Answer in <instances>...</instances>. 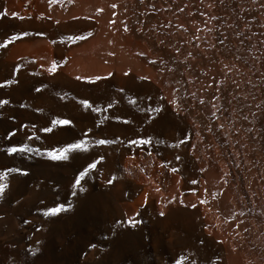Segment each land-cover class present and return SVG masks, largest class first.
<instances>
[{
	"label": "bare ground",
	"instance_id": "bare-ground-1",
	"mask_svg": "<svg viewBox=\"0 0 264 264\" xmlns=\"http://www.w3.org/2000/svg\"><path fill=\"white\" fill-rule=\"evenodd\" d=\"M0 100V264H264V0H0Z\"/></svg>",
	"mask_w": 264,
	"mask_h": 264
},
{
	"label": "snow or ice",
	"instance_id": "snow-or-ice-1",
	"mask_svg": "<svg viewBox=\"0 0 264 264\" xmlns=\"http://www.w3.org/2000/svg\"><path fill=\"white\" fill-rule=\"evenodd\" d=\"M13 15H15L13 13ZM54 70V69H53ZM35 91L39 92L40 89H35ZM7 101H3V100H0V105H3V104H6ZM82 105L85 107V108H88L90 107L89 105V102L87 100H83L82 102ZM98 111V110H97ZM116 119H119V117H117ZM124 123H127V121H124ZM51 124L53 127H55L56 125H61V126H71L72 124V121L70 119H63V120H53L51 121ZM53 127H45L43 130L46 131V132H51L53 130ZM9 136L11 135H14V133H9L8 134ZM86 135V133H85ZM99 144H105V143H111V141H106L104 139H101L98 141ZM130 143H136V141H130ZM144 143H147V141H144ZM86 151L87 150V144L84 140H80L78 142H72V143H69L67 144L66 146L64 147H61V148H57V149H53L51 152L48 153V156L50 157V159L52 160H66L68 159V153L72 152V151ZM17 149L15 147H11V148H8L7 149V152L9 154H12L14 152H16ZM58 153V155L56 154ZM177 159H179V157H177ZM96 167V163H92V164H89L88 165V168L85 169V172L89 169H92ZM9 171H12V170H9ZM22 175H27L28 173L27 172H22L21 173ZM85 173L82 172L80 174L79 177H77V180H76V184L78 185L79 182H80V178L84 175ZM115 179V178H113ZM113 181L112 180H109L108 183H112ZM7 188V185L5 184H2L0 183V195H2L4 192H5V189ZM82 190V189H81ZM70 207V205H69ZM193 207H195V205H193ZM67 209L64 208L63 205H57L55 207H52V208H49L45 213L44 215L46 216H55L57 215L58 213H60L61 211H66ZM161 215H163V213H161ZM119 223V222H118ZM129 223L131 225H135L136 223H138V221H135V220H131L129 221ZM90 247H93L92 245H90ZM177 264H182V261H177Z\"/></svg>",
	"mask_w": 264,
	"mask_h": 264
},
{
	"label": "rangeland",
	"instance_id": "rangeland-1",
	"mask_svg": "<svg viewBox=\"0 0 264 264\" xmlns=\"http://www.w3.org/2000/svg\"><path fill=\"white\" fill-rule=\"evenodd\" d=\"M0 203H1V197H0Z\"/></svg>",
	"mask_w": 264,
	"mask_h": 264
}]
</instances>
